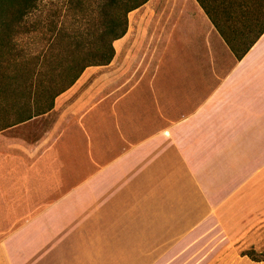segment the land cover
Returning <instances> with one entry per match:
<instances>
[{"label":"crops","instance_id":"0c3cea01","mask_svg":"<svg viewBox=\"0 0 264 264\" xmlns=\"http://www.w3.org/2000/svg\"><path fill=\"white\" fill-rule=\"evenodd\" d=\"M193 7L119 74L115 41L39 139L0 132V264H209L264 217V34L237 60Z\"/></svg>","mask_w":264,"mask_h":264},{"label":"trees","instance_id":"16d2710c","mask_svg":"<svg viewBox=\"0 0 264 264\" xmlns=\"http://www.w3.org/2000/svg\"><path fill=\"white\" fill-rule=\"evenodd\" d=\"M148 1L67 0L33 22L43 0H0V132L52 111L87 68L110 64L128 15ZM195 1L237 60L264 34V0ZM64 7L72 28L60 22ZM91 15L83 32L75 28L78 17Z\"/></svg>","mask_w":264,"mask_h":264},{"label":"rangeland","instance_id":"374dc122","mask_svg":"<svg viewBox=\"0 0 264 264\" xmlns=\"http://www.w3.org/2000/svg\"><path fill=\"white\" fill-rule=\"evenodd\" d=\"M66 1L43 0L40 10L32 17V21L35 22L38 18L41 21H46L51 11L62 8ZM194 3H196L195 0H149L143 7L131 12L127 19V33L129 32V35L122 44L117 46L119 52L116 64V71L119 70V72L117 73H120V69H122V65L126 62V57L130 53V50L136 49L140 53L147 52V59L150 61L154 49L162 50L165 47L167 48L171 19L184 16L186 12H191L195 7L192 8ZM95 6L94 4L93 7ZM62 12V15L65 14L60 20L63 27L72 28L73 20L71 17L66 16L72 13L68 14V12H65V7L62 9ZM85 18L92 20L93 17L92 15L91 17H78L80 23L75 24V28H78L80 32H83L86 28L85 23L87 20ZM28 41L29 38L24 37L23 42L26 43ZM103 72L104 70H101L99 73L103 75ZM114 73L116 72L114 71ZM93 78L96 77L93 76ZM88 86L89 83L87 82L84 88H88ZM58 120L57 112H53L47 116L39 117L23 124L15 130H5L1 132V135L12 138L26 137L27 140L34 141L39 139L46 130L52 129ZM1 154H6V152L2 151ZM3 222H5V219ZM251 227L240 234L238 233V229L231 227L228 235L235 239L230 244L226 240H223L225 247L221 248L222 250L220 249V254L209 264H264V261H259L264 258V217L256 223L254 229H251ZM228 235H226V238ZM210 246L206 249L209 252L212 250ZM210 253H214V250ZM209 255L211 256L212 254Z\"/></svg>","mask_w":264,"mask_h":264}]
</instances>
